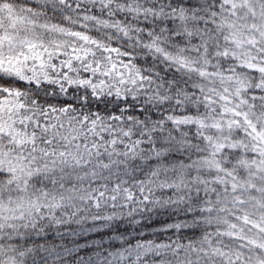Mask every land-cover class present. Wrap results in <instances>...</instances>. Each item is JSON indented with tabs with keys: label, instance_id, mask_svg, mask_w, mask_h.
<instances>
[{
	"label": "snow or ice",
	"instance_id": "6c2138e0",
	"mask_svg": "<svg viewBox=\"0 0 264 264\" xmlns=\"http://www.w3.org/2000/svg\"><path fill=\"white\" fill-rule=\"evenodd\" d=\"M0 264H264V0H0Z\"/></svg>",
	"mask_w": 264,
	"mask_h": 264
}]
</instances>
